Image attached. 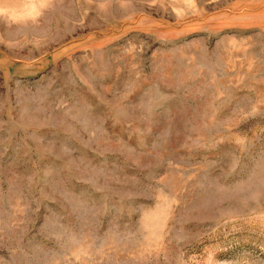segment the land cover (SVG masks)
Instances as JSON below:
<instances>
[{"label": "rangeland", "instance_id": "1", "mask_svg": "<svg viewBox=\"0 0 264 264\" xmlns=\"http://www.w3.org/2000/svg\"><path fill=\"white\" fill-rule=\"evenodd\" d=\"M0 264H264V0H0Z\"/></svg>", "mask_w": 264, "mask_h": 264}]
</instances>
